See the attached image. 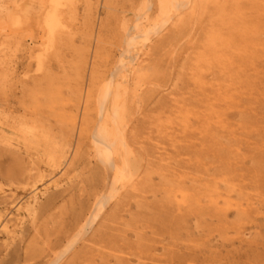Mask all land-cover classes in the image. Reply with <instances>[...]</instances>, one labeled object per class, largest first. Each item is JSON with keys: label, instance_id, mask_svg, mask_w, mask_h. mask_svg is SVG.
Segmentation results:
<instances>
[{"label": "rangeland", "instance_id": "374dc122", "mask_svg": "<svg viewBox=\"0 0 264 264\" xmlns=\"http://www.w3.org/2000/svg\"><path fill=\"white\" fill-rule=\"evenodd\" d=\"M46 1L0 0V147L12 151V121L31 120L34 130L42 127L45 146L34 142L28 147L29 165H34L32 174L46 176L34 189L18 194L0 179V259L10 260L6 255H12L28 220L25 207L34 200L43 204L54 192L70 188L64 196L73 199V209L79 202L92 205L89 192L110 196L108 206L115 201L118 194L102 190L114 174H106L93 140L100 102L110 84L143 98L138 116L143 162L123 185L130 189L136 180L158 185L156 191L143 188L135 194L146 204L170 191L169 217L176 220L170 233L144 224L141 243L125 251L127 264H264V0H208L203 29L197 21L177 43L161 47L175 27L171 4L176 0H75L71 7H59L63 17L50 35L29 21L41 16ZM185 1L184 13L195 0ZM237 4L261 30L251 43L256 58L232 81L225 74L232 47L224 48L219 40L204 61L198 58L211 29L219 28L220 39H229ZM20 7L26 16L12 14ZM25 18L26 23L21 21ZM134 36L139 39L128 43ZM153 68L156 75L142 80ZM182 100L188 102L183 118L173 111ZM134 121L130 116L128 132ZM210 132L226 145L229 165L206 159L211 154L197 165L190 153H173L185 139H192L196 150L207 149ZM66 142L64 158L59 159L54 149ZM9 165L8 160L0 168ZM46 165L60 166L48 172ZM95 171L100 181L91 190L86 181ZM160 175L180 186L185 197L176 187H165ZM121 185L117 181L116 189ZM67 201L59 205L69 208ZM127 204L124 218L129 221L137 209L134 199ZM68 222L63 214L47 227L60 229ZM125 234L134 240L131 228ZM33 235L24 245L43 258L51 241Z\"/></svg>", "mask_w": 264, "mask_h": 264}, {"label": "bare ground", "instance_id": "6f19581e", "mask_svg": "<svg viewBox=\"0 0 264 264\" xmlns=\"http://www.w3.org/2000/svg\"><path fill=\"white\" fill-rule=\"evenodd\" d=\"M74 1L47 0L46 4L41 8V16L30 17L29 21L34 27L42 26L50 35L63 17L62 12L59 11V7L62 4L71 7ZM184 1L176 0L171 4V14H174L175 27L159 47L164 46L165 43H177L191 29V25L197 21L199 28L203 29L202 18L206 14V3L208 0H195L191 6V10L186 13L183 10L188 7V2ZM234 8L235 21L231 24L233 33L229 39H220L219 28H217V32L211 29L209 34L205 35L206 40L202 46L203 51L198 58L200 63L204 61L206 53H211V51L215 50L216 42L219 40L222 43H220L221 46H225L224 48H227V46L232 47L235 52L227 61L230 71L225 73L230 75L232 81L240 78V74L243 72L241 70L242 66L246 65L245 67H247L251 65L255 56L250 51L251 43L253 37L259 34L261 30L258 24L253 21V18L249 19L246 15L242 14V7L240 9L237 4ZM14 11H12V14L21 12L22 15L26 16L22 7ZM38 16L41 19H38ZM21 21L26 23L28 19L25 18ZM17 22H20V18H17ZM137 39H139L138 36L130 37L128 43H133ZM39 47L42 49V45ZM156 72L157 70L153 68L151 72L142 75L141 79L148 80L154 77L152 75H156ZM245 76L249 77L247 74ZM118 91H120L121 95H118ZM112 95V103L109 106L107 104L108 98ZM129 95L133 96H131V100L125 97ZM142 102L143 98L138 97L134 91H129L126 87H120V90L118 87L112 88L110 84L105 88L103 100L100 102L97 123L99 127L93 136V140L98 153L101 154L106 174L111 172L114 174L113 180L111 179L105 187L101 186L102 190L107 189L110 190L111 194H118L115 201L108 206L110 196L105 194H100L99 196L98 193L89 192L88 197L93 201L92 205L90 204L92 207L91 211L88 212L91 208L90 205L84 206L81 202H79L77 209H73V199L67 201L64 196L65 192L70 188L54 192L43 204H37L36 200H34V204H28L25 207L28 220L26 225L23 223L24 226L20 229L22 236L13 248L12 255H6L11 257L10 260L4 261L0 259V264H127L128 260L125 259L127 252L125 251L132 247H137L141 243L140 239L142 238L139 231L144 224L151 226L152 229L157 231L170 233L171 230L169 228L173 227L176 221L169 217L172 216L173 212L170 207L172 198L170 191L166 192L164 190L161 199H154L153 203L146 204L142 201V198L135 194H138L143 188L149 189V191H156L158 185H154L151 180H146L145 182L136 180L130 186V189H127L126 185H123L138 174L140 165L143 162V155L139 145L141 125L138 118ZM187 103L182 100L179 102V105L176 103V108L173 110L179 115L182 114L181 118L185 117L183 112H187V109H184ZM41 106L44 108L45 103H40L39 107ZM88 108V105L84 106L85 111ZM130 116L135 118V125L128 132L127 122ZM82 121L85 122V119ZM32 126L33 122L25 118L12 121V151L10 148L0 147V166L8 160L11 162V165L4 170L0 168V179L6 182L9 188L12 187V190L17 194L26 191L25 188L27 187L34 189L46 177L38 171L32 174L34 170L32 166L34 165H29L28 160L31 158L27 151L28 147L34 142L39 144L42 142L45 146V143L41 140L43 134L42 127L34 130L33 128L35 127L32 128ZM208 139V146H205L207 149H203L202 143H200L199 146H202V149L196 150L192 139H185L179 147L173 150V153L175 155L180 154V152L190 153L192 161H195L197 165L204 161L205 156L211 154L206 159L219 165H229L230 158L226 145L218 141L215 133L210 132ZM1 142L2 140H0ZM13 142H15L16 146L13 145ZM215 145L217 147L213 148ZM66 146L67 142L54 149L55 153H59V159L64 158ZM75 156L74 154L72 161L75 160ZM59 166L46 165L49 169L48 172ZM159 180L165 187L171 185L174 189L176 187V192L181 193V196L185 197L183 189L178 185H173V183L170 184V181L165 179V176L160 175ZM99 181L100 173L95 171L86 182L89 183L91 190H96L95 187H92V184ZM117 181L122 184L119 187L120 190L116 189ZM21 184H23V187H20ZM133 199L135 200L137 211L134 214H129L130 220L126 221L124 218L125 208L128 206L127 202ZM64 201L70 204L69 208L59 205ZM18 210L20 208L16 211ZM63 214L67 215L68 224L60 229L48 230L47 226L56 223V219ZM86 214H88V217L84 218ZM128 227L134 233V240H131L125 234ZM1 229L6 231V224ZM31 234L51 241L48 253L43 258L37 255L33 247L24 245L26 238ZM52 237L53 239L51 240L50 238ZM63 244H65L63 249L59 252H54L62 248ZM128 255L137 256V254L132 252H129Z\"/></svg>", "mask_w": 264, "mask_h": 264}]
</instances>
